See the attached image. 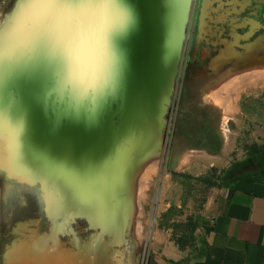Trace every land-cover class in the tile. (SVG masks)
I'll return each instance as SVG.
<instances>
[{
  "label": "bare ground",
  "instance_id": "obj_1",
  "mask_svg": "<svg viewBox=\"0 0 264 264\" xmlns=\"http://www.w3.org/2000/svg\"><path fill=\"white\" fill-rule=\"evenodd\" d=\"M132 3L140 24L127 44L132 64L127 86L97 124L86 126L46 115L26 86L17 89L20 103L13 124L0 121V175L11 181L40 184L47 216L53 222L47 236L38 226L29 228L32 232L8 249L6 264H110L111 247L122 243L139 218L142 187L156 172L161 155L191 0ZM208 5L206 0L200 38L209 33ZM207 54L205 50L204 56ZM235 55L233 48L222 51L212 65L215 73ZM254 60L250 55L244 74H248ZM240 77L241 74L232 82L226 80L227 85L218 89L233 91L231 83L241 85ZM221 99L218 92H210L204 100L222 104ZM20 113H26L22 132L15 125ZM117 117L121 120L119 127L115 124ZM75 217L87 220L102 233L79 251L61 252L60 233L65 229L60 220L75 222ZM21 228L26 229V225L20 223L15 232H22ZM69 228L66 232L74 235L75 230ZM106 236L110 238L108 242ZM139 238V234L135 235L134 242Z\"/></svg>",
  "mask_w": 264,
  "mask_h": 264
},
{
  "label": "rangeland",
  "instance_id": "obj_2",
  "mask_svg": "<svg viewBox=\"0 0 264 264\" xmlns=\"http://www.w3.org/2000/svg\"><path fill=\"white\" fill-rule=\"evenodd\" d=\"M205 2L191 0L157 169L151 173L146 189L142 187L136 224L120 245L110 249V264H155V249L162 239L184 244L190 253L197 244V230L206 218L211 194L223 186L234 163L244 159L254 146L249 138L248 126L253 122L248 112H264V0H209V33L200 38ZM11 3L12 0H0V10H7ZM228 48H233L236 55L215 73L213 62ZM250 55L255 60L244 74ZM239 74L238 80L243 83H231L233 91L218 89ZM209 90L212 95L218 92L222 104L205 102ZM239 116L243 118V128H239ZM115 124L121 125L119 117ZM0 189V264H6L8 249L30 234L29 228L38 226L47 236L53 222L47 216L40 184L11 181L0 175ZM20 223L26 229L15 232ZM60 225L65 229L60 233L61 252L79 251L102 233L78 217L75 222L61 219ZM70 226L74 235L66 232ZM138 234L136 243L133 237ZM105 240L108 242L109 236Z\"/></svg>",
  "mask_w": 264,
  "mask_h": 264
},
{
  "label": "clouds",
  "instance_id": "obj_3",
  "mask_svg": "<svg viewBox=\"0 0 264 264\" xmlns=\"http://www.w3.org/2000/svg\"><path fill=\"white\" fill-rule=\"evenodd\" d=\"M139 24L132 0H12L0 10V121L13 124L26 86L46 115L97 124L126 89Z\"/></svg>",
  "mask_w": 264,
  "mask_h": 264
},
{
  "label": "crops",
  "instance_id": "obj_4",
  "mask_svg": "<svg viewBox=\"0 0 264 264\" xmlns=\"http://www.w3.org/2000/svg\"><path fill=\"white\" fill-rule=\"evenodd\" d=\"M248 118L254 146L211 194L197 244L188 253L162 239L155 264H264V112L249 111ZM238 124L243 128L240 116Z\"/></svg>",
  "mask_w": 264,
  "mask_h": 264
},
{
  "label": "trees",
  "instance_id": "obj_5",
  "mask_svg": "<svg viewBox=\"0 0 264 264\" xmlns=\"http://www.w3.org/2000/svg\"><path fill=\"white\" fill-rule=\"evenodd\" d=\"M195 229H196V227H194L193 230H191L192 233L195 231ZM179 246L181 247L182 250H185V248H186L184 244L179 243Z\"/></svg>",
  "mask_w": 264,
  "mask_h": 264
}]
</instances>
